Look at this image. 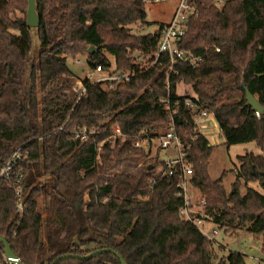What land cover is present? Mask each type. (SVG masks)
Masks as SVG:
<instances>
[{
    "label": "trees",
    "instance_id": "obj_1",
    "mask_svg": "<svg viewBox=\"0 0 264 264\" xmlns=\"http://www.w3.org/2000/svg\"><path fill=\"white\" fill-rule=\"evenodd\" d=\"M191 1L197 13L180 47L202 60L197 66L178 63L179 74L169 77L166 65L145 72L136 63L140 54L157 50L165 24L146 35L131 32V25L146 23L144 0H36L39 27L12 16L17 10L26 14L29 0H0V163L21 149L17 173L25 204L20 218L16 181L1 179L0 235L23 264H52L59 256L64 258L57 264H122L111 252L77 257L102 248L115 249L127 264H153L177 236L190 233L191 222L181 215L179 173L170 174L158 159L127 169L148 160L150 153L135 146L139 134L156 135L168 126L170 111L161 102L167 95L172 107L179 101L175 129L206 213L221 227L263 235L264 244V194L249 186L257 182L264 189V111L248 104L245 90L264 106V0H228L222 8L216 0ZM91 45L94 54L88 53ZM84 53L91 67L109 65L108 53L118 69L135 70L138 78L115 90L86 81L88 95L75 105L67 92L75 77L68 56ZM180 82L191 84L198 105L214 113L227 145L255 142L263 152L238 155L237 188L230 193L225 173L216 180L210 175L214 146L185 107L191 95L178 94ZM114 125L122 135L113 132ZM83 128L86 141L76 136ZM202 238L198 248L168 264H213L214 241ZM0 256L5 257L2 243ZM219 264H245V256L231 250Z\"/></svg>",
    "mask_w": 264,
    "mask_h": 264
},
{
    "label": "built area",
    "instance_id": "obj_2",
    "mask_svg": "<svg viewBox=\"0 0 264 264\" xmlns=\"http://www.w3.org/2000/svg\"><path fill=\"white\" fill-rule=\"evenodd\" d=\"M146 4H156L163 0H144ZM227 1V0H226ZM225 0H216L218 6L225 4ZM223 4V5H224ZM197 13L195 6L191 0H178L177 5L172 13L170 20L164 24L158 37L157 50L151 55L140 54L137 58V64H140L141 70H149L150 68L160 67L166 65V74L170 77L172 73L179 74L176 69L178 63H188L192 66H197L202 60L201 57L196 56L193 52L182 49L180 47L181 42L187 34L191 17ZM220 51V48H216ZM138 74L135 70H122L118 69L116 63H110L107 66L96 65L91 67L88 74L82 78L77 79L76 83L72 84L68 90L70 94H73L72 101L74 104H78L88 95L86 81L89 83H100L106 90H115L118 84L129 83L136 81ZM170 86L168 85V89ZM179 94V92H178ZM182 95V94H179ZM197 94L194 93L185 100V107L190 110L192 120L196 124L200 133L205 136L208 129L217 128L220 132L219 125L215 118L214 113L207 111L200 107L196 101ZM161 102L170 111V122L168 128L165 131L159 132L156 135L150 134L148 130H143L136 139L135 146L143 148L149 153L152 151L154 142L157 143L158 148L162 151H174L173 156H168L164 159L165 164L169 168V173L174 171L179 173L180 183L182 188V195L184 196L185 205L181 209V215L186 220V214H190L192 210L191 201L189 198V186H192L191 179L194 173L193 165L188 158V153L184 149V143L182 138L176 132V116L179 114V101H176L175 108L171 105L170 95H167L161 99ZM62 128V126L60 127ZM113 132L116 135H122V131L119 125L112 127ZM81 141L88 140L87 128L81 129L76 135ZM207 136V135H206ZM24 154L19 148L11 157L4 163H0V180L4 179L8 182L16 181V196H17V212L20 218H22L25 204L22 199V175L17 173V169L20 162L23 160ZM203 204L205 201L203 200ZM194 223L191 220V227ZM217 230H215V233ZM16 236V232L13 233ZM9 263L7 259L0 256V264Z\"/></svg>",
    "mask_w": 264,
    "mask_h": 264
},
{
    "label": "rangeland",
    "instance_id": "obj_3",
    "mask_svg": "<svg viewBox=\"0 0 264 264\" xmlns=\"http://www.w3.org/2000/svg\"><path fill=\"white\" fill-rule=\"evenodd\" d=\"M177 1L178 0H163L156 4H146L148 12L146 23L139 22L131 25V32L136 35H146L156 32L162 23H167L170 20L169 17L172 15L177 5ZM223 4L220 5L219 8H222L224 6ZM12 16L17 18H27V13L25 14L17 10ZM33 35V49L38 50L40 47V41L35 33H33ZM136 54V52H133V55ZM107 55L111 63L115 64L116 61L114 56L108 53ZM88 62L89 56L86 53L75 58L70 55L68 56V64L75 73V77L70 84L71 88L72 84L76 83L77 79L84 78L90 71L91 66ZM67 92L70 94L69 90ZM178 92L182 95H193L195 93L192 85L186 84L185 82H180L178 84ZM70 96L74 95L70 94ZM240 96L241 95H239V97ZM63 126L64 124L62 127ZM167 128L168 126H162L157 133L165 131ZM205 137L208 139L209 143L214 146L209 159L210 175L213 180H216L223 177L222 175L225 173L223 185L225 186L227 193H230L233 189L237 188L235 186V180L238 177L240 166L238 155H242L247 151L254 152L255 154H261L263 152L255 142L240 143L231 146L227 145L225 138L215 127L208 129L207 133H205ZM174 154V151H162L158 148L157 143L154 142L148 160L142 159L136 164L127 165V169L129 171H136L142 165H145L147 161L155 162L157 159L164 161L168 156H173ZM160 171H162V168L158 167L156 172ZM249 186L258 189L264 194V189L260 187L257 182H250ZM246 190L247 186L242 180L239 184V191L244 194ZM188 195L191 201L192 210L190 214L188 213L185 216L192 220L194 227L190 230L189 234L177 236L153 264H168L171 258L179 257L190 250L198 248L202 244V237H208L214 241L213 249L215 260L213 264H219L220 259L227 255L231 250L242 253L245 256V264H264L263 235L252 233L246 228L236 230L228 227H221L219 224L215 223L212 216H209L206 213V208L203 204L204 198L197 187L193 185L189 186ZM39 203L43 209V197L39 199ZM215 230H217L216 233Z\"/></svg>",
    "mask_w": 264,
    "mask_h": 264
},
{
    "label": "water",
    "instance_id": "obj_4",
    "mask_svg": "<svg viewBox=\"0 0 264 264\" xmlns=\"http://www.w3.org/2000/svg\"><path fill=\"white\" fill-rule=\"evenodd\" d=\"M27 23L28 26L30 27H39L41 24V20L37 12L36 0H29V7L27 11ZM96 51H97V47L93 45H91L88 48L89 54H94ZM245 90H246V98L248 104L251 105L259 114L262 113L264 111V106L247 87H245ZM0 243L4 245L5 258L10 264H23L20 258L17 256V254L13 251L9 240L5 236L0 235ZM104 252H111L117 254L122 264H127L123 256L113 248H102L95 250L88 255H77V257L81 259H85ZM63 258L64 256H59L56 260L53 261L52 264H57Z\"/></svg>",
    "mask_w": 264,
    "mask_h": 264
},
{
    "label": "crops",
    "instance_id": "obj_5",
    "mask_svg": "<svg viewBox=\"0 0 264 264\" xmlns=\"http://www.w3.org/2000/svg\"><path fill=\"white\" fill-rule=\"evenodd\" d=\"M172 16V15H171ZM171 16L169 18H171ZM169 20V19H168Z\"/></svg>",
    "mask_w": 264,
    "mask_h": 264
}]
</instances>
